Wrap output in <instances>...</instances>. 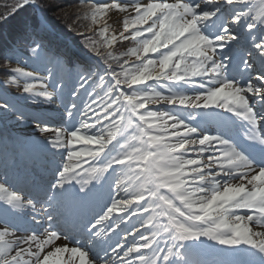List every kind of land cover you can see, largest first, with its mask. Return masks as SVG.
Segmentation results:
<instances>
[{
	"label": "snow or ice",
	"instance_id": "6c2138e0",
	"mask_svg": "<svg viewBox=\"0 0 264 264\" xmlns=\"http://www.w3.org/2000/svg\"><path fill=\"white\" fill-rule=\"evenodd\" d=\"M0 7L4 22L32 11L22 35L47 32L41 0ZM71 15L96 60L81 65L58 126L0 104L36 121L54 164L35 194L0 183V264H209L189 258L195 242L237 257L212 264H264V0H78ZM18 51H5L0 84L51 104L64 81L26 70ZM73 57L81 63L75 52L51 59ZM208 109L235 120L210 132L197 111ZM95 185H107L106 201L69 226Z\"/></svg>",
	"mask_w": 264,
	"mask_h": 264
},
{
	"label": "bare ground",
	"instance_id": "6f19581e",
	"mask_svg": "<svg viewBox=\"0 0 264 264\" xmlns=\"http://www.w3.org/2000/svg\"><path fill=\"white\" fill-rule=\"evenodd\" d=\"M114 20L115 17H113V21ZM113 26L115 27L116 25L113 24ZM49 36L52 37L53 34L49 33ZM53 47L54 45L48 48V50L52 48V50H50V53L48 52V56L49 60L53 61V63L50 61V63H44L42 65L43 68H38V70L39 72H42L41 70H45V75H47V70L50 69L53 73V79H56L57 82H59V80L64 81L65 86L63 92L58 93L54 98L56 99V101L61 102V106L57 107L56 109L55 102H52L51 104L44 102H38L34 104L30 99H27L25 95H22L19 88H17L16 86L1 85L0 89H7L10 91L6 92L7 94L4 99L9 104L13 105L15 109L23 111L26 116L29 117L33 115H40L45 121L49 122H47L49 125L58 126V121L60 120V116L63 114L64 111L63 104L68 103L71 99L70 95L69 97L67 96V85L71 83L73 84L72 86H74V82L77 81V72L74 71L73 73H71L72 68H70L69 65L56 64L55 61L51 59L53 54L57 53V46L55 48ZM72 50L76 49L72 48L70 49V52ZM61 51L63 50L61 49ZM18 53L28 58L27 55L21 52ZM55 67H59V69L62 71V74L59 75L61 78L55 75L53 71ZM40 77L43 78L44 76ZM0 80H3V78H0ZM50 81L49 84L51 85L52 83H50ZM44 82L48 84L47 81ZM49 90L51 91V87ZM37 99L38 101L43 100V98L41 97H38ZM77 103H79V101H77ZM197 111H202L204 114H206V123L210 124V126L213 128V133H215L218 129L223 126L224 123L221 119H219L220 116L217 115V112H220L218 111V109ZM0 120L4 125L1 126L3 128H0V132L7 133L8 137L11 136L8 138L9 140H12V136H14V138L17 137V140L12 141L13 143H9V140L7 141L8 143H6L3 142L4 138H1L0 136V183L6 182L8 185L15 187L18 191H20V189H18V185L20 184L23 188L20 192L25 194H35L34 191L38 192L41 186L44 185L43 183H46L52 178L54 169V164L52 162L53 150L46 145L45 135L43 133H40L36 129V121L27 119L24 122H21L16 119V116L13 115L12 111H9L7 115H4V113L0 111ZM53 122H55V124H53ZM236 129L239 128L236 127ZM233 130H235V128H232V132ZM237 132L242 134V130L240 129L239 131L234 132V134ZM50 169H52V171H50ZM33 187L35 188L33 191H31V188ZM36 188L37 190H35ZM100 191L101 196L100 193H97ZM93 193H97L98 195H93ZM107 196L108 194L105 191L104 187H101L100 185H95L88 199L83 204L76 205L70 210L69 226H71V222L73 220H79L82 217L90 218L92 216V213H90V211H95L96 209H98L97 207L101 205V200L104 201ZM99 197H101V200L98 202L96 200ZM90 205L92 209H90ZM136 224L137 221L135 218H133L129 227H131V225ZM129 239H131V237H129ZM198 243L199 242H195V244ZM205 243L209 244L210 242L205 241ZM195 244L192 248L189 249L190 259L207 261L209 262V264H212L213 261L229 262L234 259H237V257L228 255L226 251H221L222 246L220 245L213 244L209 247H197L195 246Z\"/></svg>",
	"mask_w": 264,
	"mask_h": 264
},
{
	"label": "trees",
	"instance_id": "16d2710c",
	"mask_svg": "<svg viewBox=\"0 0 264 264\" xmlns=\"http://www.w3.org/2000/svg\"><path fill=\"white\" fill-rule=\"evenodd\" d=\"M5 2L14 3V0H0V4ZM41 3L44 7L38 14L42 17V19H45L46 17V23L51 27L53 32L66 39L81 52L91 54L84 47V38L78 35L77 30L72 27L73 20L71 14H74L77 11L78 0H41ZM52 4H59L63 6L64 13H68L69 15H64L61 12L49 8L48 6ZM3 11L4 9L0 7V12ZM38 14L36 13L37 17ZM32 15V11L28 9L25 12L18 14L16 17L9 19L7 22L0 21V49L2 47L10 48L15 45V47L19 50L18 52L33 57L28 51L27 45L30 44L33 39L38 40L37 35L35 33L22 35L18 30V24L21 18L25 16L31 18ZM81 23L86 24L88 21H81ZM121 47V44L116 45L114 54L122 52ZM4 62V57L0 53V68H2ZM117 70L119 71L118 68ZM0 78H4L2 71H0Z\"/></svg>",
	"mask_w": 264,
	"mask_h": 264
},
{
	"label": "rangeland",
	"instance_id": "374dc122",
	"mask_svg": "<svg viewBox=\"0 0 264 264\" xmlns=\"http://www.w3.org/2000/svg\"><path fill=\"white\" fill-rule=\"evenodd\" d=\"M253 2H257V0H253ZM50 33V31H49V29H48V31L46 32V33H42V36L40 37V42L42 43V50L40 51V54H39V56H37L36 58H33V59H28V58H26L25 56H23L22 54H20V53H18V55L20 56V58H21V60H20V66H23V67H25L26 68V70H29V71H35L39 76H47V75H45V70H41L42 72H39V70H38V68H43L42 67V65L44 64V63H50V62H52L53 63V61H51V60H49V56H48V54L50 53V50H52V48L50 49V50H48V48L49 47H51V46H53L54 45V47L53 48H55L56 46H57V48H56V50H57V52H64V51H61L59 48H66V50H65V52H70V47L71 48H73L74 46L69 42V44L70 45H68V41L66 40V41H63V38H61L60 36L58 37H50L49 36V33ZM41 35V34H40ZM62 43V44H61ZM57 44V45H56ZM117 45H119V44H117ZM122 45V47H121V50L122 51H124V50H126V47H130L131 46V44L130 43H125V44H121ZM69 48V49H68ZM75 48V47H74ZM8 48H5V47H2L1 49H0V53H1V55L4 57V55H5V51L7 50ZM78 49V48H77ZM49 52V53H48ZM71 52H74V50H72ZM76 53V52H75ZM52 54V53H51ZM87 56H90L89 58H90V60H86V61H84V60H80V64H77L76 63V60H77V57H73V59H72V64L71 65H69V67L70 68H72L71 69V73H73L74 71L75 72H78V71H80V68H81V65L83 64V63H85V62H87V63H95V57H93L92 56V54H88V53H85ZM134 59V58H133ZM46 61H48V62H46ZM50 61V62H49ZM4 64H5V62H4ZM11 66L12 67H15V66H17V64H16V61L15 60H12L11 61ZM3 67V66H2ZM54 73H55V75L56 76H59V75H61L62 74V71L59 69V67H55L54 68ZM77 75V74H76ZM60 77V76H59ZM58 77V78H59ZM76 77V76H75ZM61 78V77H60ZM76 79H78L77 77H76ZM106 79H110V77H108V78H106ZM49 81L50 80H47V82H48V84H49ZM50 83H52V81H50ZM1 85H3V84H0V86ZM50 85V84H49ZM67 85V84H66ZM73 84H68L67 85V96L69 97V95H70V92L73 90V86H72ZM6 86V85H5ZM50 89V88H49ZM20 90V89H19ZM0 104H3L4 102H5V97H6V92H10L9 90H4V89H0ZM69 99V98H68ZM53 102H55L56 103V105H55V107H56V109H57V107H59V106H61L62 104H61V102H58V101H56V99H54L53 100ZM152 108H153V110H155V109H157V108H159V110H161V111H163V110H166V109H171V106H168V105H164V106H159V105H153V106H151ZM49 108V107H48ZM218 111H220V112H217V115L218 116H220V117H223V118H225V120H235V117H232L231 116V114H228V113H225V112H223L222 110H220V109H218ZM199 112H201V113H203L202 111H199ZM204 114V113H203ZM206 115V114H205ZM46 122H48V121H46ZM223 123H224V121H222ZM49 123V122H48ZM58 123H59V121H58ZM53 124H55V122H53ZM239 124V122H237V125ZM1 126H4L3 125V123H2V121L0 120V128H3V127H1ZM205 126L208 128V130L210 131V132H212L213 131V128L210 126V124H207V123H205ZM1 130V129H0ZM236 131H239V129H236L235 128V130H233V133L234 132H236ZM242 135V134H241ZM0 136H1V138H4L3 139V142H6V143H8L7 141L9 140L8 138L9 137H11V136H7V133H5V132H0ZM17 138V137H16ZM16 138H14V136H12V140H9V143H13L12 141H15V140H17ZM14 158H16V157H14ZM57 158H59V157H57ZM85 166H87V165H85ZM50 171H52V169H50ZM47 183V182H46ZM46 183L44 182L43 184L44 185H42L41 187H43V186H45L46 185ZM104 189H105V191L107 192V194H108V187H107V185H105L104 186ZM36 192V191H35ZM96 192V191H95ZM98 194L100 193V196H101V191L100 192H97ZM97 193H93V195H98ZM107 199V198H106ZM106 199H104V201L103 200H101V197H99V198H97V200L96 201H100L101 200V205L106 201ZM95 203V202H94ZM98 205H99V203H98ZM92 206H94V205H92ZM100 206V205H99ZM99 206L97 207L98 209H96L95 211H98L99 210ZM90 209H92V207H91V205H90ZM94 210L93 211H90V213H92V215L94 214V212H95ZM91 218V217H90ZM142 231H144L143 229H142Z\"/></svg>",
	"mask_w": 264,
	"mask_h": 264
},
{
	"label": "water",
	"instance_id": "95a60500",
	"mask_svg": "<svg viewBox=\"0 0 264 264\" xmlns=\"http://www.w3.org/2000/svg\"><path fill=\"white\" fill-rule=\"evenodd\" d=\"M37 14H38V13H37ZM39 18L42 19L40 15H39ZM46 25H47V24H46ZM47 27H48V25H47Z\"/></svg>",
	"mask_w": 264,
	"mask_h": 264
}]
</instances>
